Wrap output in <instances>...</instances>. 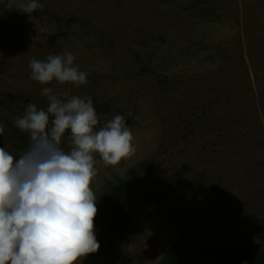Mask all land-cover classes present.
I'll return each instance as SVG.
<instances>
[{"label": "rangeland", "instance_id": "obj_1", "mask_svg": "<svg viewBox=\"0 0 264 264\" xmlns=\"http://www.w3.org/2000/svg\"><path fill=\"white\" fill-rule=\"evenodd\" d=\"M148 1L140 0L138 12L129 0H46L70 16L77 14L69 41L58 40L54 48L58 54L71 52L79 68L89 74L87 83L79 87L55 81L41 85L30 78L29 61L46 59L44 34L54 22L46 21L43 12L16 16L20 32L11 26L5 32L8 41L0 43V90L24 88L37 94L48 86L78 96L88 91L99 109L124 116L135 152L117 167L153 158L159 165L154 174H138L141 181L134 185L136 191L147 192L149 202L141 219L131 226L127 258L153 264L164 248L177 243V258L183 264H214L200 252L206 244L213 247L221 239L236 244L249 231L256 243H263L253 228L264 218V0H201V9L220 5L223 12L217 23L207 16L206 20L182 18L164 10L166 17L178 16L171 25ZM188 1L170 0L169 4L180 10ZM28 35L37 41L35 51L25 38ZM142 35L148 39L146 46ZM97 38L106 47H98ZM155 38L163 41L158 60L172 50L180 63L193 62L195 67H189L195 73L187 86L170 92L145 75L138 80L136 69L127 74V52L143 55L152 49ZM210 42L229 50V64H209ZM103 53L112 58L100 61ZM98 72H103L100 78ZM127 92L142 105L133 116L122 114L132 113ZM112 102L116 106L110 108ZM7 145L15 143L10 140ZM95 159L97 172L111 167L98 154ZM221 190L223 198L216 205L218 196L212 194ZM210 194L212 198L207 199ZM185 232L191 233L192 240ZM183 233L186 238L181 237ZM258 234L264 236V226ZM245 260L255 264L248 253L230 255L225 264ZM256 264H264V258Z\"/></svg>", "mask_w": 264, "mask_h": 264}, {"label": "clouds", "instance_id": "obj_2", "mask_svg": "<svg viewBox=\"0 0 264 264\" xmlns=\"http://www.w3.org/2000/svg\"><path fill=\"white\" fill-rule=\"evenodd\" d=\"M17 6L26 14L42 8L39 0H18ZM75 59L71 52L34 58L30 78L41 85H84L88 73ZM40 94L46 107L30 102L14 121L28 133V149L14 157L0 147V264H82L100 248L90 187L97 174L95 155L117 165L135 152L133 133L120 114L101 121L90 96L48 86ZM4 132L0 124V136ZM66 133L67 151L61 147Z\"/></svg>", "mask_w": 264, "mask_h": 264}, {"label": "trees", "instance_id": "obj_3", "mask_svg": "<svg viewBox=\"0 0 264 264\" xmlns=\"http://www.w3.org/2000/svg\"><path fill=\"white\" fill-rule=\"evenodd\" d=\"M129 1V4L137 8L139 12L140 8H138L137 4L140 3V0ZM165 1L166 0H149L148 2H151L149 7L153 10L155 9V13L158 15L163 14L165 17L168 14H165L163 11L168 10L169 13L180 14L183 16L182 18H186V16L190 18V16H192L206 20L207 16V18L214 20L215 23L218 22L217 20L223 12L220 5H207L203 9L199 8V5L202 4L201 0H189L180 10H178L177 7L173 8L169 4L170 0H167V3ZM39 3L42 4V8L37 9L33 13L43 12L46 21L51 23L50 21L53 19L54 22L52 30L44 34L45 40L47 41V47L45 48V57H47L50 53L58 54V50L54 48L58 40L69 41L70 37L68 36L72 30L71 27L77 22L76 19H78V17L77 14H72L70 16L69 13H66V9L64 8L61 9L59 6L54 7L46 4V0H39ZM17 5L18 0H0V30H2L0 31V43L6 40L8 41V36L5 32L10 29L11 26L14 25L15 30L20 32V28L14 22L16 16L29 15L23 13ZM177 18L178 16L172 17L169 15L166 17V20L171 25L173 22H176L175 20ZM132 24L135 26L138 25L136 22H132ZM135 31L136 30L133 32ZM136 32L134 36H136ZM94 37L96 36L94 35ZM25 38L30 40V45L34 47L35 51V44L37 41L30 35ZM96 40L98 47H106L101 43L100 39L97 38ZM140 40L144 42L143 45H145V41H148L146 35L140 36ZM155 40L156 41L151 45L152 49L148 50L143 55L138 52H127V74L129 75L130 73L132 75L136 69L138 70L136 71L138 73V75L136 74L138 80L142 81V76L145 75L156 81V83L158 82L161 88L170 92L174 91L175 88L180 89L182 86H187L195 73L189 67L193 62L190 63L189 60H185L180 63L178 54H175L172 50L166 52L163 56L159 55L162 59L158 60V49L160 46H163V41L158 38H155ZM210 44L212 48L211 52L213 53L210 54V56L207 55L209 64L217 61L218 65H221V63L226 65L231 62L232 56L229 50H224L223 46L217 42H210ZM42 54L44 55V52L41 53V55ZM109 56H105L103 53L99 56V60L102 61L104 57L112 58V56ZM101 64V62H98L99 67ZM192 66L195 67V65ZM102 70L107 69L103 68ZM216 73L217 71H214V74ZM98 74L100 78L103 72H98ZM133 78L136 79L135 77ZM4 88L0 90V124L5 128L3 136L6 135V137L0 136V147H5L14 157H19L28 149L30 137L27 132H22L18 129L14 121L17 116L23 115L25 108L30 102L36 104L38 107H46L47 99L41 96V91L37 94H33L30 91H26L24 88H15L14 90L6 87ZM89 93L90 92L87 91L83 96L91 97ZM135 97L132 93L127 92V105L133 106L130 107L132 113L123 111L122 114L125 115L127 113V116H133L137 112L138 105L142 108V105ZM92 99L94 98L92 97ZM115 106V103L112 102L110 108ZM94 107L101 121L110 119L111 115L114 116L113 113H108L103 107V111L99 109L96 103H94ZM10 140L15 143L13 147L7 145ZM61 147L64 148L65 151L70 147L67 133L65 137L62 138ZM153 160H155V158L151 161L141 160L134 165L127 166V168H118V164L111 165L107 172H97V180L93 177L90 187L97 200V214L94 217V232L100 244V248L96 253L88 254V256L83 259L82 264H141V260L131 261L130 258H127V242L133 231L131 226H135L139 219H141L145 212L146 205L149 202V200L146 199L147 192L136 191L134 185H138L141 181L138 174L143 172H147L148 174L156 173L159 165H156ZM214 194L216 197L218 196L215 202L216 205L221 204V198H223L222 190L220 194L218 191L213 192L212 195ZM212 195H208L207 199H211ZM199 218L204 219L203 216ZM263 226L264 218L259 222L257 221L253 228V231L263 239V243H256L253 234L249 231L243 233L240 238L237 239L238 241L236 244L221 239L213 247L206 244L204 248H200V252L209 255L211 262L214 264H225L226 258L230 255L248 253L252 256L253 260H255L256 264V262L258 263L259 260L262 261L264 258V236L258 234ZM185 233L181 235L182 238H186V235H184ZM186 234H188L190 240H192L191 233ZM179 251L180 245L174 243L164 248L162 256L153 264H183V261L177 258ZM138 259H140L139 256ZM127 261L130 263H127Z\"/></svg>", "mask_w": 264, "mask_h": 264}]
</instances>
